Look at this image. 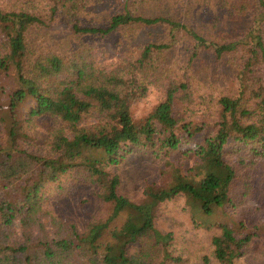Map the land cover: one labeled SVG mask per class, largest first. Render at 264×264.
Returning a JSON list of instances; mask_svg holds the SVG:
<instances>
[{"label":"trees","instance_id":"obj_1","mask_svg":"<svg viewBox=\"0 0 264 264\" xmlns=\"http://www.w3.org/2000/svg\"><path fill=\"white\" fill-rule=\"evenodd\" d=\"M104 1L0 0V264L179 262L173 233L156 227L176 198L195 228L219 229L213 258L235 264L264 240L262 208L251 222L238 209L254 166L264 165V0H213L214 20L222 17L212 31L170 17L168 0H115L107 21L84 23L89 4ZM147 29L162 33L113 67L95 66L98 42ZM205 58L226 60L225 75L201 71ZM225 77L232 85L218 84ZM155 83L162 101L135 121L130 103ZM48 120L58 126L43 130ZM141 148L165 169L134 200L112 168ZM73 174L78 191L89 186L109 205L106 216L53 211L55 189Z\"/></svg>","mask_w":264,"mask_h":264},{"label":"rangeland","instance_id":"obj_2","mask_svg":"<svg viewBox=\"0 0 264 264\" xmlns=\"http://www.w3.org/2000/svg\"><path fill=\"white\" fill-rule=\"evenodd\" d=\"M212 5H214L213 0H168L161 8L173 19L176 18L189 25L207 26L210 27L207 30L212 31L211 28L215 29L220 25L218 22L222 17L221 13H219L217 20H214L217 10ZM116 6L115 0H105L99 5L89 4L83 13V22L86 24L89 22L104 23L116 10ZM160 33H162L161 30L152 31L147 29L144 31V34L137 36L138 38L133 41L131 39L127 41L121 34H114L106 39V41L96 44L91 52V59L97 68L107 69L113 67L127 52H131L139 43L148 42ZM174 56L175 54L172 56L171 61H169L171 64L175 60ZM221 65L227 66V61L215 62L209 58H205L203 59V65L199 66L200 70L202 69L204 73L209 74V71L218 72L222 78L225 75V70ZM208 78L209 76L205 80ZM229 79L230 77H225L224 80L217 79V82L218 84L229 83L232 85L233 82L231 83ZM202 83H200L201 89H208ZM149 87L144 97L130 103L129 109L135 121L144 118L163 99V87L156 83ZM185 104L182 103L183 109L186 106ZM180 112L183 114V110H180ZM184 114L188 113L184 112ZM57 126V123L48 120L44 121L41 127L43 130H52ZM117 127L118 124L115 123L112 126V131L116 130ZM177 156L172 155L171 161L178 165V162H176ZM164 169L165 164L163 159L153 156L151 151L146 152L144 148H141L132 151L123 162L112 168V172L119 175L122 183L121 190L134 200H137L140 198L145 185L160 182L162 170ZM253 172L254 177L252 182H250L249 189L245 190L243 195L238 194V198L240 199L238 209L240 212L246 214L248 222L258 219L255 213L258 208H262L261 210L264 211V202L257 201L260 198L264 200V165H255ZM75 177L74 174L64 177L62 179V187H65V189L63 188L59 192H57V188L55 189V197L57 198L52 206L53 211L65 217L75 216L76 220L103 218L106 216L110 208L109 205L101 204L93 196H89V186H84L78 191L77 187L73 185L76 182ZM123 218V216H120L114 221L113 225L119 226L123 222ZM156 227L162 232L170 231L173 233L174 242L172 248H170L171 254L174 257L178 256L180 258L179 262L173 261L172 263L165 264H203L204 260H207L208 264H219L213 258L211 246V238L219 233V229L204 230L195 228L183 211L182 198H176L162 206L156 221ZM14 230H18L17 225ZM235 264H264V240L256 239L244 252V255L235 260Z\"/></svg>","mask_w":264,"mask_h":264}]
</instances>
